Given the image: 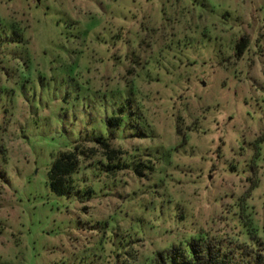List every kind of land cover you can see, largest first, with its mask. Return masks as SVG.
I'll return each instance as SVG.
<instances>
[{"label":"rangeland","instance_id":"rangeland-1","mask_svg":"<svg viewBox=\"0 0 264 264\" xmlns=\"http://www.w3.org/2000/svg\"><path fill=\"white\" fill-rule=\"evenodd\" d=\"M199 235L264 247V0H0V264H158Z\"/></svg>","mask_w":264,"mask_h":264},{"label":"trees","instance_id":"trees-1","mask_svg":"<svg viewBox=\"0 0 264 264\" xmlns=\"http://www.w3.org/2000/svg\"><path fill=\"white\" fill-rule=\"evenodd\" d=\"M81 155L83 154L74 148L72 151L60 153L52 163L48 180L54 194L62 196L69 193L71 183L68 177L78 168ZM247 234L251 239L254 237L250 229ZM187 248V253L171 248L164 256L158 254L156 261L158 264H264V247L260 243L232 250L220 242L210 241L206 236L199 235L188 243Z\"/></svg>","mask_w":264,"mask_h":264}]
</instances>
